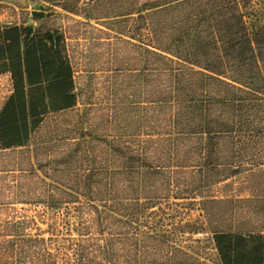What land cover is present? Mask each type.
I'll list each match as a JSON object with an SVG mask.
<instances>
[{"label":"trees","instance_id":"1","mask_svg":"<svg viewBox=\"0 0 264 264\" xmlns=\"http://www.w3.org/2000/svg\"><path fill=\"white\" fill-rule=\"evenodd\" d=\"M177 4L190 13L178 14L167 33L148 21V162L143 149L119 141L107 150L124 171L85 175L71 193L49 191L50 211L58 197L83 191L88 200L74 208L71 264H203L185 235L202 234L205 222L185 221V211L206 212L197 197L235 174L233 164L216 161L264 143V0H172L151 10L177 11ZM1 13L0 76H9L12 90L0 109V149L18 150L48 115L79 100L64 33L6 24ZM260 15V24L251 21ZM209 240L218 264H264L262 233L218 230ZM46 242L25 238V254Z\"/></svg>","mask_w":264,"mask_h":264},{"label":"rangeland","instance_id":"2","mask_svg":"<svg viewBox=\"0 0 264 264\" xmlns=\"http://www.w3.org/2000/svg\"><path fill=\"white\" fill-rule=\"evenodd\" d=\"M169 2L0 0L4 23L64 33L79 100L70 110L48 115L26 147L0 149V264H71L70 242L79 237L73 229L80 220L74 208L88 200L83 191L77 199L58 197L50 211L49 191L69 193L85 175L97 180L124 171L125 164L107 150L119 141L131 152L143 149L148 162V45H152L148 21L153 19L167 33L178 14L190 13L182 4L176 5L177 11L170 10L172 6L162 12L151 10ZM156 12L160 14L152 17ZM251 19L263 22L261 15ZM165 38L162 35L157 44ZM11 90L9 76H0V109ZM237 148V154L216 161L235 166L232 178L197 197V202L205 201L210 215L200 206L185 211V221L205 222L202 234L185 235V244L197 247L203 264H218L209 240L215 231L264 234V143ZM213 199L217 202H208ZM25 238L47 242L36 245L43 250L25 254Z\"/></svg>","mask_w":264,"mask_h":264}]
</instances>
